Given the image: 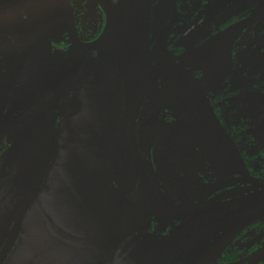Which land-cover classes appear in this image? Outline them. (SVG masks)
Returning <instances> with one entry per match:
<instances>
[{
	"label": "flooded vegetation",
	"instance_id": "1",
	"mask_svg": "<svg viewBox=\"0 0 264 264\" xmlns=\"http://www.w3.org/2000/svg\"><path fill=\"white\" fill-rule=\"evenodd\" d=\"M68 2L34 37L0 0V264H264V0Z\"/></svg>",
	"mask_w": 264,
	"mask_h": 264
},
{
	"label": "water",
	"instance_id": "2",
	"mask_svg": "<svg viewBox=\"0 0 264 264\" xmlns=\"http://www.w3.org/2000/svg\"><path fill=\"white\" fill-rule=\"evenodd\" d=\"M25 7H27L28 12L30 13V20L33 21L34 27H30V33L34 36H41L45 33L48 28L50 22L53 20L52 17H55L57 11V2L58 0H24ZM61 5L63 12L66 16V20L70 18V8L68 0H61ZM13 13V10L11 11ZM38 24V25H36ZM37 29L39 32H37ZM31 36V37H33ZM25 37V35H24ZM75 44V42H73ZM35 45V44H34ZM76 45V44H75ZM33 46V44L25 43L24 49L22 53H26L27 49ZM36 51L37 47H33L32 50ZM40 50V49H38ZM29 53V52H27ZM26 53V54H27ZM43 62H38L34 58L29 59V63L26 66L25 77L27 81H32V79L36 76L43 77ZM34 71V73H33ZM25 78V79H26ZM30 78V79H28ZM59 91L50 89L48 96L42 98L39 102L31 104L27 111L21 112L18 115L12 117L3 128L6 129L11 123H15L17 121H21V123L28 121V126L23 132L21 138L15 141V144L11 148L8 157L15 156L16 153L23 152L25 153L27 150L30 152L43 151L47 150V154L45 156L42 153H36L34 155H30V157H35L37 160L42 161L43 158H48V151L51 149L52 145V132H53V121L55 117V110L57 106V102L59 99ZM32 110H36L37 112H32ZM28 157L24 156V158ZM15 181V180H14Z\"/></svg>",
	"mask_w": 264,
	"mask_h": 264
},
{
	"label": "rangeland",
	"instance_id": "3",
	"mask_svg": "<svg viewBox=\"0 0 264 264\" xmlns=\"http://www.w3.org/2000/svg\"><path fill=\"white\" fill-rule=\"evenodd\" d=\"M40 62H41V61H40ZM27 65H28V64H27ZM38 78H39V77H38ZM28 79H30V78H28ZM33 79H35V77H34ZM26 80H27V78L24 79V82H23V83H24V87H25V88H26V87H27V88L29 87V89H31V88H32V84L27 83ZM93 113H95V112H93ZM93 134H94V136L97 135L96 140H101V141H102L103 137L107 136L105 130H102L101 132H96V133H95V131H94ZM95 137H96V136H95ZM95 148H98L99 151H100V148H99L98 146H96ZM31 196H32V194L28 195L27 203L31 200ZM139 198H141V197L139 196L138 199H139Z\"/></svg>",
	"mask_w": 264,
	"mask_h": 264
}]
</instances>
